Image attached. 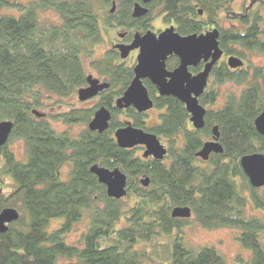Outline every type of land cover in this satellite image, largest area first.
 <instances>
[{
  "label": "trees",
  "instance_id": "16d2710c",
  "mask_svg": "<svg viewBox=\"0 0 264 264\" xmlns=\"http://www.w3.org/2000/svg\"><path fill=\"white\" fill-rule=\"evenodd\" d=\"M236 2L153 0L146 6L148 13L135 19L132 7L140 0H0V121L14 124L0 148V212L15 208L19 213L0 234V264H226L213 246L193 249L184 242L183 230L192 217L203 229L236 230L235 239L250 251L249 264H264V220L246 213L248 208L264 211V194L249 185L239 165L245 155L264 154V137L254 126L264 109V67L230 70L226 61L213 66L199 98L206 106L201 130L189 122L184 104L157 95L147 80L143 85L158 111V124L147 127L149 116L132 107L115 109L134 77L135 64L132 56L122 61L111 49L89 65L109 86L93 109L73 108L49 117L33 114L45 106V94L60 100L77 97L87 85L82 57L103 42V27L122 28L128 42L134 31L150 29L159 16L181 36L219 29L224 57L241 58L243 51L264 54V0H242L240 11ZM12 8L19 13H1ZM178 64L174 56L166 60L168 70ZM202 67L189 70L197 74ZM226 82L244 85L238 94L226 95L221 107L212 108L218 87ZM98 107L111 112L103 134L87 129ZM53 122L68 129L58 131ZM127 122L160 138L167 148L163 160L143 158L139 147H118L114 132ZM79 125L84 128L70 130ZM215 125L223 152L202 161L195 154L212 140ZM12 140L24 143L22 159L10 149ZM97 164L126 175L124 198L107 197L89 171ZM142 178H148L147 187ZM184 206L191 210L190 219L171 217L174 207ZM84 219L87 227L80 238L67 243ZM164 237L168 240L160 241Z\"/></svg>",
  "mask_w": 264,
  "mask_h": 264
},
{
  "label": "water",
  "instance_id": "95a60500",
  "mask_svg": "<svg viewBox=\"0 0 264 264\" xmlns=\"http://www.w3.org/2000/svg\"><path fill=\"white\" fill-rule=\"evenodd\" d=\"M153 0H140L132 7V18L140 19L148 13L147 5ZM115 3H112L110 12H114ZM202 15V10H198ZM126 33H118L122 38ZM219 29L213 28L206 33L181 36L173 26L169 25L164 30L156 33L150 29L139 32L135 31L131 36L129 44L113 45L112 49L117 50L121 60L128 58L131 52L137 51L134 61V77L129 86L120 98L116 99L114 108L120 111L132 107L136 112L147 114L154 105L143 81H149L156 88L159 96H171L184 104L187 113L190 115L189 122L196 130L205 126V108L199 103V98L208 86L211 69L217 65L224 55L219 46ZM174 56L179 64L173 70L166 68V60ZM203 63L199 73L193 74L189 68H197ZM227 67L240 69L243 60L230 55L226 59ZM87 85L77 92L79 102L89 101L97 97L104 90L108 89V83L96 79L90 75L86 78ZM36 117L43 114L33 110ZM92 120L88 123L87 129L91 132L103 134L106 132L111 118L108 108L98 107L93 114ZM13 122L10 120L0 121V148L7 144ZM255 130L264 137V109L254 120ZM212 140L203 143L202 149L195 154L202 161H207L213 153L221 154L222 146L218 139V126L212 127ZM116 144L121 149H132L138 146L143 148V158L163 160L167 155V148L161 143L160 138L151 132L141 128L133 127L130 122L116 129L113 135ZM244 176L247 177L249 185L254 189L264 187V154L256 153L245 155L239 161ZM89 171L96 177L97 182L105 187L108 198L119 200L127 195L126 175L117 168L106 169L102 166L93 165ZM143 187L149 185L148 178H142ZM15 208H5L0 212V234L8 231V225L19 218ZM172 218L190 219L191 210L184 207H174L171 213Z\"/></svg>",
  "mask_w": 264,
  "mask_h": 264
},
{
  "label": "rangeland",
  "instance_id": "374dc122",
  "mask_svg": "<svg viewBox=\"0 0 264 264\" xmlns=\"http://www.w3.org/2000/svg\"><path fill=\"white\" fill-rule=\"evenodd\" d=\"M18 3L26 4L27 2L31 0H16ZM242 0H237L236 2V10H239V5ZM13 10V11H12ZM240 11V10H239ZM14 13L18 14L19 10L17 8L5 9L1 13ZM262 15H264V8L261 9ZM46 16H48L51 20L56 19V16L52 13H48ZM169 26L168 24H164L159 16H155L151 26L150 30L153 32H160L161 30H164L165 27ZM262 29L264 30V22L261 23ZM123 29L117 27L114 25V27L108 29L107 27L102 28L103 33V42L100 45H97L93 48L92 53L88 55H84L82 57L83 64L86 69V74L90 75L96 79H99L101 82H103V78L98 76L95 69L91 68L90 63L93 60L100 59L103 56V53L110 48V42L116 37L117 33L123 34ZM137 53H134L131 57V62L135 61V56ZM244 57H241L240 59H245V67L248 69L252 66L257 67H264V54H259L257 52H245L243 51ZM244 84L239 85L235 82H226L222 84L220 87H218L219 97L216 101V104L212 108H219L224 103V99L226 95L235 93L238 94ZM46 99H44V107H41L40 109H36L40 113L45 114V116L49 117L52 114L62 112V111H69L73 108L77 109H83V108H94V106L98 103V97H95L92 100L79 102L76 95L72 96L71 98H62V100L57 99L56 97H49L45 94ZM206 108V106H204ZM208 108H211L208 106ZM158 111H156L154 108L147 111V116H149L148 119H146V126H150L152 124H158L159 118L157 116ZM53 127L58 131H63L68 129L67 126L61 123H55L53 122ZM84 127L74 126L71 127L70 130L74 132H78ZM180 140V139H179ZM10 149L13 151V153L16 155L17 159H22L23 152H24V143L19 140H12L10 141ZM164 144V143H163ZM139 152L142 153V149H139ZM68 167L65 166L63 169V173L67 171ZM260 193L264 194V187L260 188ZM245 194V193H244ZM125 200V199H124ZM250 207V206H249ZM247 215L254 216L257 218H262L264 220V211L262 210H255L248 208ZM246 215V216H247ZM123 220V218L121 219ZM121 220L119 225H117V229L122 225ZM87 221L86 219L79 222L73 229V232L68 235L67 243L74 244L78 238H80V234L82 231H84L87 227ZM182 237L185 239L184 242H188L189 245L193 248H199L204 245L213 246L216 251H219L224 259L226 264H249L250 259V251L244 249L239 241L235 239L236 234L238 233L236 230H231L229 228H216V229H203L199 226V224L196 221L190 220V223L185 226V229L183 230ZM260 239L264 245V234L260 235ZM166 239L161 238L160 241L164 242ZM240 257L241 261H237L236 257Z\"/></svg>",
  "mask_w": 264,
  "mask_h": 264
},
{
  "label": "flooded vegetation",
  "instance_id": "af4514ba",
  "mask_svg": "<svg viewBox=\"0 0 264 264\" xmlns=\"http://www.w3.org/2000/svg\"><path fill=\"white\" fill-rule=\"evenodd\" d=\"M135 32V31H134ZM127 35V34H126ZM125 35V36H126ZM125 36L123 37V39L122 38H119L118 37V33H117V35H116V37L109 43L110 44V48L109 49H111L112 51H115L116 53H117V50L116 49H112L113 48V45H117V44H129L130 43V41H128V42H126V41H124V38H125ZM132 36V35H131ZM137 51H134V52H131V54H130V56L129 57H131L134 53H136ZM137 55V54H136ZM128 57V58H129ZM136 57V56H135ZM128 58H126V59H128ZM228 57H224V56H222L221 58H220V61H219V63L221 62V61H226V59H227ZM125 60V59H124ZM243 60V59H242ZM123 61V60H122ZM245 59L243 60V68L245 67ZM139 147V149H142L143 150V148L141 147V146H138ZM138 147H136V148H138Z\"/></svg>",
  "mask_w": 264,
  "mask_h": 264
}]
</instances>
